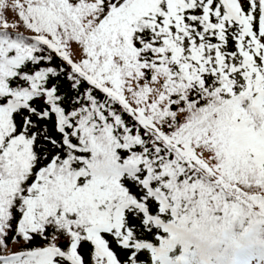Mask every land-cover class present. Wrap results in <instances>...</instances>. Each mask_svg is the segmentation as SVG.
Segmentation results:
<instances>
[{
    "label": "snow or ice",
    "instance_id": "1",
    "mask_svg": "<svg viewBox=\"0 0 264 264\" xmlns=\"http://www.w3.org/2000/svg\"><path fill=\"white\" fill-rule=\"evenodd\" d=\"M13 7L0 264H180L188 233L264 223V0Z\"/></svg>",
    "mask_w": 264,
    "mask_h": 264
},
{
    "label": "trees",
    "instance_id": "2",
    "mask_svg": "<svg viewBox=\"0 0 264 264\" xmlns=\"http://www.w3.org/2000/svg\"><path fill=\"white\" fill-rule=\"evenodd\" d=\"M6 7L0 15L9 23H19L18 13L13 7L14 0H5ZM15 32V29H10ZM174 218L167 216L166 222ZM250 217L234 221L230 228L214 232L209 239H203L198 231L186 235V243L192 252V264H231L234 253L245 251L247 259L253 264H264V223L249 229ZM159 231L162 232V229ZM38 246V245H35ZM10 248L15 245L10 244ZM183 245H177L171 256H176ZM255 258L253 260L252 258ZM260 259V261H258Z\"/></svg>",
    "mask_w": 264,
    "mask_h": 264
}]
</instances>
